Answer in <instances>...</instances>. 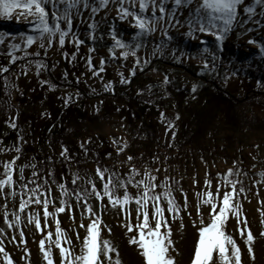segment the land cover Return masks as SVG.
Instances as JSON below:
<instances>
[{
  "label": "rangeland",
  "instance_id": "1",
  "mask_svg": "<svg viewBox=\"0 0 264 264\" xmlns=\"http://www.w3.org/2000/svg\"><path fill=\"white\" fill-rule=\"evenodd\" d=\"M249 5L254 7V13L251 15L243 11V7ZM118 7V4L109 3L106 8L95 14L91 13V8L85 9L82 6L80 15H75L73 10L75 18L72 32L83 41L78 50L71 42V36L66 38L63 48L56 37L51 46L45 39L43 48L37 40L25 49L21 34L24 37L38 35L33 24L29 22L31 18H0V34L5 37V43L0 44V68L9 69L7 72H0V121L3 127L0 138V177L4 172L3 163L18 157L13 173L17 182L14 186L17 194L15 197L0 194V229L4 230L0 233V242L5 251L13 264H47L40 251L39 242L45 239L47 249L56 238V223L51 216L48 218V227L44 228L42 205H28L26 210L20 213L18 227L13 225L9 228L4 223L3 216L6 205L8 218L12 220V213L19 211L21 198L28 199L27 192L21 196L20 186L26 184L34 167L32 154L22 152L20 142L5 140L18 114L14 103L15 96L20 93L18 82L21 78L29 79L38 72H48L57 82L53 91L60 97L77 100L81 90L94 112L102 106L108 110L101 114L94 126H87L79 119L76 120L77 125L71 131L73 142L80 146L87 142L97 146L100 138L108 142L113 150L112 157L106 161L108 172L115 173L119 180L126 181L131 169L135 167L140 175L135 176L134 181L142 178L145 169L158 178L157 182L163 181L165 177L169 178L172 194L182 209L184 225L181 228L180 219L170 223L171 238L176 250L173 252L175 264H191L195 241L198 239L197 229L192 223L193 220L199 222L196 216V193L205 190L206 178L212 181L214 189L228 169H232L230 179L237 181V190L241 187L244 189L239 193V200L244 213L242 219L247 220L248 228L254 236V260L248 255L247 246L240 237L234 217L228 221L227 231L233 235L241 248L242 264H264V236L261 235L264 225L261 224L260 216V211H264V178L260 176V173L264 172V53L258 47L264 44V15L261 14L264 12V6L254 4V0H245V4L238 7V22L223 41H217L215 36L207 33L196 32V38L187 36L188 27L183 22L188 16L189 7L194 9L195 3L185 7L177 12L182 26L177 25L170 29L171 40L162 37L159 31L144 39L145 46L137 53L141 60L140 65L135 64V57H121L120 49H116L115 57L109 52L114 43L111 37L113 31L125 42H131L136 32L129 23L131 17L127 20L119 19ZM47 10L51 14V5H48ZM93 23L96 25L95 31L89 27ZM249 40L256 43L249 44ZM162 42L166 45L163 54L157 52L153 55V48ZM10 43L21 45L20 49L13 52L18 57L13 63H9L11 57L8 53L12 51L8 48ZM90 48L94 51L89 52ZM204 49H207V52ZM25 52L28 55H25ZM181 53L185 55L182 56ZM89 57L92 60V68L98 73L95 76L88 65ZM176 57L180 59L177 60ZM101 59L104 60L103 71H100ZM145 59L148 60L147 64L143 63ZM37 62L42 65L39 69ZM205 62L207 68L204 67ZM121 74L127 82L121 83ZM165 76L169 78L167 84L164 83ZM108 84H111V87L106 88L105 85ZM193 84L197 85L195 92L192 91ZM214 96L228 98L233 102L234 126L228 130L234 141L233 152L222 149L228 144H224L220 136L215 138V143L218 140L216 149L212 136L195 144L182 143L179 138L182 117L178 105ZM39 107L44 110L41 105ZM126 110L131 115L132 123L125 115ZM17 148L19 152L16 151ZM45 156L66 162V149L60 141V135L51 136L46 144ZM128 157H132V160L129 161ZM21 168L23 180H20ZM88 169L86 183L91 179L96 183L97 190L102 191V182L96 175L97 167L93 160L88 161ZM107 176L106 173L105 179ZM48 177L47 171L44 182L39 186L46 194L51 190L48 197L52 201L49 204L51 212L54 211L53 205L60 206L62 197L61 190L52 184ZM128 189L135 195L136 189L131 184ZM7 191L11 190L6 189ZM156 191L161 189L157 188ZM87 192H91V185ZM87 192L84 190L83 194L87 199L80 200L79 207L75 196H69L67 199L72 205V210L69 212L66 209V212L56 217L61 228L71 239L73 250L79 251L80 242L86 234L85 228L80 227L81 222L85 226L90 222V214L83 207L87 203L102 220L101 236L110 240L118 249L121 264H143V257L138 248L128 243L130 234L124 227V212L119 206L114 208L108 204L106 197L100 201L95 195H87ZM184 193L188 198L187 211H183ZM118 194L122 195L123 190ZM102 203L105 205L103 209ZM163 207H167L166 202H163ZM127 209L131 212L132 222L135 223V203L127 205ZM30 212L39 213L42 231L36 230L35 223L28 222ZM204 216L207 221L206 208ZM167 218L171 221L170 216ZM21 232L24 233L25 243L20 242ZM49 232L52 233L51 241L46 239ZM77 233L80 241L76 239ZM61 246L69 247L63 241ZM51 249L54 264H60L59 249L55 243H51ZM112 255L115 258V254ZM0 264H4L3 255H0Z\"/></svg>",
  "mask_w": 264,
  "mask_h": 264
},
{
  "label": "snow or ice",
  "instance_id": "2",
  "mask_svg": "<svg viewBox=\"0 0 264 264\" xmlns=\"http://www.w3.org/2000/svg\"><path fill=\"white\" fill-rule=\"evenodd\" d=\"M98 3V6H96ZM109 3L118 4L117 9L119 19L127 20L131 17L130 26L136 29L135 35L132 37L131 42H125L124 39L118 38L117 34L113 31L111 33L112 40L114 41L109 52L115 57L116 49H120L119 55L124 59H128L129 56L135 57V64L140 65L141 60L137 55L138 50L144 47V39L152 36L159 31L162 37L171 40L169 35L170 29L181 25V21L177 16V12L181 9L191 6L195 3V8L189 7L188 16L184 20V24H187L188 31L187 36L196 38L195 33H207L215 36L217 41H223L224 37L234 28L238 22L240 15L238 11L239 6L245 4V0H0V18L12 19L16 16L17 19L24 18L34 26V31L38 35H27L26 37L21 34L24 42V48L27 49L32 44L40 41V47H44V41L46 39L47 44L51 46L53 39L58 37V43L61 48L64 47L66 38L71 36L72 43L76 46L77 50L83 43L79 37L72 32L73 20L75 15H80V7L91 8V13L95 14L101 9L108 6ZM169 4L171 7H169ZM254 4L264 6V0H254ZM48 5H51V14L47 10ZM75 10V15L73 13ZM150 10V15H149ZM243 11L248 14L254 13V7L252 5L243 7ZM264 15V12L261 13ZM182 26V25H181ZM89 27L95 31V23L89 25ZM94 38V37H93ZM5 43V37L0 34V44ZM249 44L256 43L253 40L248 41ZM166 45L162 42L153 48L152 54L157 52L163 54V48ZM260 51L264 53V44L258 45ZM8 48V55L11 57L9 63L15 62L18 57L13 54L15 50L21 48L20 44L10 43ZM94 49H89V52ZM207 52V49H204ZM175 49L173 50V54ZM39 53H37L38 55ZM25 55H28L25 52ZM185 55V53H181ZM177 60L180 57H176ZM144 64L148 63V60L143 61ZM88 65L90 70L93 71V75L98 73L92 68L91 57L88 58ZM104 60L101 59L100 71H103ZM205 62L204 67L207 68ZM42 65L37 62V68ZM8 68H0V72H7ZM133 75L135 71L133 70ZM7 82V81H5ZM127 82L123 74H121V83ZM169 78L164 77V83L167 84ZM105 87H111V84L105 85ZM197 85L193 84L192 91L195 92ZM71 97L65 101L67 104ZM163 116V114H161ZM179 117L177 116V119ZM15 127L14 124L11 125ZM172 125L170 124L169 127ZM175 133H173V137ZM122 151L123 149H119ZM17 152L20 150L17 148ZM62 155L64 153H61ZM4 162V172L0 177V194L6 196H16L14 186L16 180L14 179V165L15 160ZM131 161L132 157H128ZM108 174L105 179V174ZM36 173L33 172V176ZM96 175L102 182V191L97 190L96 183L89 179L88 184L91 185V192H87V195H95L97 200L103 201L107 198L108 204L112 207L119 206L120 210L125 214L124 227L127 229V233L130 234L128 243L135 245L140 255L143 257V264H175V252L174 241L172 240V229L170 223L177 219L181 220V228H183V220L181 216L182 209L177 204L175 196L172 194V188L168 183L169 178L165 177L163 181L157 182V177L152 175L151 172L145 169L142 178L139 180H133V178L140 173L137 169L132 168L131 174L128 179L119 180V177L115 173H109L108 169L101 170L97 168ZM220 174H218L219 176ZM232 175V169L220 177V182H217L214 189L212 181L205 179V190L197 192L196 203V216L197 220H193V226L196 227L198 232V239L195 241L194 253L192 255L191 264H242L241 261V248L236 239L227 231V223L230 218L234 217L237 223V230L240 232V237L244 244L247 246V252L249 257L255 259L252 243L254 236L251 230L248 228V222L246 219H242L244 216L243 207L239 200V193L244 189L241 187L237 190V181L230 179ZM260 176L264 178V172L260 173ZM24 179L23 168L20 169V180ZM78 177L73 178V184L76 183ZM117 181H119L117 183ZM195 182V181H194ZM29 183H35V181H29ZM47 183V181H45ZM131 184L136 189L135 195H133L128 185ZM21 196L25 192L28 193V199L21 198L19 203V211L12 213V220H9V213L7 206L5 205L3 216L4 223L12 228L13 225L19 226L21 216L20 213L24 212L28 205L35 203L36 205H42L44 228L48 227V218L51 216L56 223V238L55 241H51L52 233L49 232L46 239H49L51 243H55L59 249L60 264H121L119 259L118 249L108 239H104L101 236L102 220L96 216L90 204L85 203L84 208L90 214V222L85 226L81 222L80 227L85 228L86 234L80 242L79 251L73 250L72 241L68 237L67 233L61 228L60 221L56 219L57 215L72 210V205L68 201V197L73 193L65 187L64 184H59L58 187L61 190L60 206L54 207V211H49V204L52 201L48 198L51 190L48 193L40 190L39 185L36 188L29 189L26 184L20 186ZM159 188L161 191L157 192ZM9 189L11 191H7ZM123 190V194L119 195V191ZM182 191V190H181ZM75 198L77 201V207L80 206L79 201L87 199V196L79 191H75ZM43 198V199H42ZM163 202H166L167 207H163ZM135 203V223L131 220V212L127 209V205ZM105 205L102 203L101 208ZM207 209V221L204 216V209ZM188 210V198L184 193V206L183 211ZM171 217V221L166 216ZM261 224L264 225V211H260ZM95 217V219H91ZM191 217V212H189ZM81 221H83V214L81 215ZM28 222L35 223L37 231H42L41 221L39 213L30 212L28 215ZM163 229V230H162ZM3 229H0V233H3ZM110 231V230H109ZM246 233V235H245ZM264 236V232H261ZM15 239V237H13ZM76 239L80 241V236L77 233ZM61 241L69 245L68 248L61 246ZM20 242L25 243L24 233H20ZM51 243L49 247L45 249V239H41L40 251L43 254L44 260L47 264H54L51 256ZM27 251V248H25ZM115 254L113 258L112 254ZM0 255H3L4 264H13L9 254L5 251L2 242H0Z\"/></svg>",
  "mask_w": 264,
  "mask_h": 264
},
{
  "label": "trees",
  "instance_id": "3",
  "mask_svg": "<svg viewBox=\"0 0 264 264\" xmlns=\"http://www.w3.org/2000/svg\"><path fill=\"white\" fill-rule=\"evenodd\" d=\"M18 84L20 93L14 100L18 109L15 127L9 130L5 140L20 142L22 152L32 154L34 158V167L26 181L27 187L36 188L44 182L48 171L50 182L57 187L64 184L69 192L73 193L71 196H75V191L83 193L85 189L90 190V185L85 179L89 174L88 161L93 160L96 167L101 170L108 169L106 161L112 157L113 150L110 144L101 138L97 146L89 142L80 146L72 141L71 131L77 125L76 120L79 119L87 126H94L101 114L108 110L102 106L94 112L81 90L77 100H70L66 104L65 101L68 99L60 97L53 91L57 82L48 72H38L29 79L21 78ZM232 103L228 98L216 96L205 100L199 99L186 105L180 103L178 107L182 118L179 138L182 143L195 144L212 136L215 148L218 143V140L215 143V138L220 136L224 144H228L222 149L233 152L234 141L232 135L228 134V130L234 126ZM39 105L44 108L43 111ZM125 115L131 122V115L127 110ZM2 129L0 121V138ZM53 134L60 135V141L66 149L65 163L45 156L46 144ZM33 172L36 173L35 176ZM74 177H78L75 184Z\"/></svg>",
  "mask_w": 264,
  "mask_h": 264
}]
</instances>
